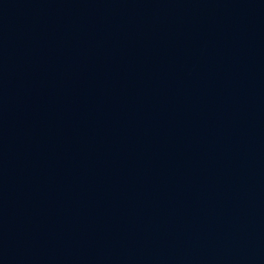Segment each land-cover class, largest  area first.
I'll return each mask as SVG.
<instances>
[{
  "label": "water",
  "instance_id": "obj_1",
  "mask_svg": "<svg viewBox=\"0 0 264 264\" xmlns=\"http://www.w3.org/2000/svg\"><path fill=\"white\" fill-rule=\"evenodd\" d=\"M0 264H264V0H0Z\"/></svg>",
  "mask_w": 264,
  "mask_h": 264
}]
</instances>
